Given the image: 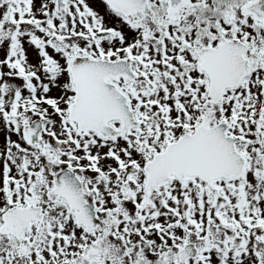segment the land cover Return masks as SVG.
I'll list each match as a JSON object with an SVG mask.
<instances>
[{"label":"snow or ice","instance_id":"snow-or-ice-1","mask_svg":"<svg viewBox=\"0 0 264 264\" xmlns=\"http://www.w3.org/2000/svg\"><path fill=\"white\" fill-rule=\"evenodd\" d=\"M0 264H264V0H0Z\"/></svg>","mask_w":264,"mask_h":264}]
</instances>
